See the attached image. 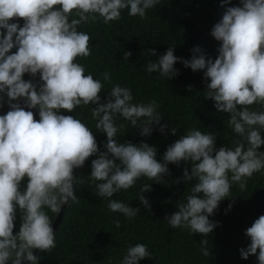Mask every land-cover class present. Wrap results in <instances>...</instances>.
I'll list each match as a JSON object with an SVG mask.
<instances>
[{
    "label": "trees",
    "instance_id": "trees-1",
    "mask_svg": "<svg viewBox=\"0 0 264 264\" xmlns=\"http://www.w3.org/2000/svg\"><path fill=\"white\" fill-rule=\"evenodd\" d=\"M0 74L72 171L25 264H264V0H0ZM1 87L0 262L68 184Z\"/></svg>",
    "mask_w": 264,
    "mask_h": 264
},
{
    "label": "water",
    "instance_id": "water-1",
    "mask_svg": "<svg viewBox=\"0 0 264 264\" xmlns=\"http://www.w3.org/2000/svg\"><path fill=\"white\" fill-rule=\"evenodd\" d=\"M2 82H9L12 83L17 91L18 94V100H19V106H20V114L22 117V123L24 125L25 128V133H26V137L27 140L29 141L32 149L34 150V152L37 154L39 160L50 167H56L61 169L64 173L67 174L68 176V184H67V188L66 191L64 193L63 199L60 203V206L58 208L57 214L51 224V226L49 227V229L46 231V233L42 236V238L38 241V243L35 245L34 249L32 250V252L22 258V259H18V260H13V261H1L0 264H25L26 262H28L29 260H31L35 254L39 251V249L43 246V244L47 241V239L52 235V233L54 232L55 228L57 227L63 211L68 203V200L70 198L71 195V189H72V171L70 168L64 166V165H60V164H56L53 163L52 161H50L49 159H47L38 149V147L36 146L30 131H29V127H28V122H27V117H26V111H25V105H24V96H23V91L18 83V81L16 80H12L10 78L5 77L4 75L0 74V119H1V115H2Z\"/></svg>",
    "mask_w": 264,
    "mask_h": 264
}]
</instances>
